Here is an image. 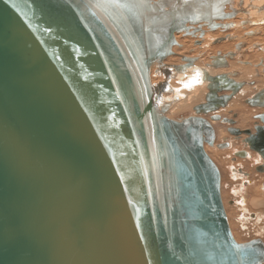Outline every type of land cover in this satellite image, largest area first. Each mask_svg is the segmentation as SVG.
<instances>
[{
	"label": "water",
	"instance_id": "1",
	"mask_svg": "<svg viewBox=\"0 0 264 264\" xmlns=\"http://www.w3.org/2000/svg\"><path fill=\"white\" fill-rule=\"evenodd\" d=\"M150 2L165 7L156 23L93 17L82 11L88 0H0V264H250L233 241L264 253L262 240L232 231L206 149L208 109L169 117L180 96L168 86L162 100L152 82L153 66L167 78L196 68L212 108L224 102L219 91H235L234 79L198 68L197 57L165 59L176 33L229 30L236 24L217 20L238 15L252 24L248 4ZM227 56L208 66H227Z\"/></svg>",
	"mask_w": 264,
	"mask_h": 264
},
{
	"label": "flooded vegetation",
	"instance_id": "2",
	"mask_svg": "<svg viewBox=\"0 0 264 264\" xmlns=\"http://www.w3.org/2000/svg\"><path fill=\"white\" fill-rule=\"evenodd\" d=\"M243 32L244 37H250L249 31ZM237 42L234 48L236 57L227 56V66L218 67L227 70L214 73L234 79L235 91H219L225 103L212 108L214 105L207 99L210 92L207 85L201 101L208 109L202 115L211 122L214 130L213 142H207L206 146L221 172L222 197L237 239H260L264 242V55L255 57L260 52L264 53V43ZM247 55L251 57L246 58ZM231 59L242 62L240 64L244 67L235 66L229 70ZM157 85L161 88V96L171 86L167 81Z\"/></svg>",
	"mask_w": 264,
	"mask_h": 264
},
{
	"label": "bare ground",
	"instance_id": "3",
	"mask_svg": "<svg viewBox=\"0 0 264 264\" xmlns=\"http://www.w3.org/2000/svg\"><path fill=\"white\" fill-rule=\"evenodd\" d=\"M161 2L165 1L167 4H168V9L170 8H176L180 5H187L186 7L190 8L191 9H196L198 8V10H209L210 7H208L209 5H211V7L213 5H215V3H218L219 0H160ZM229 3L228 4H235L238 3L240 0H227ZM247 2V9H249V13L252 15V17L254 18H251L254 22L252 24H246L245 25H238L239 21L236 20L235 18H233L232 20H224V21H221V20H217L219 22H233L235 23V27L231 28V30L229 31H234L233 34L237 33L238 31H249V30H254V31H259L260 28H257V26H264V9L260 12V13H257L256 11V7H259L261 5H264V0H245ZM207 5V6H206ZM207 7V8H206ZM230 9L227 8V11H229ZM240 20V17L237 16ZM242 18V17H241ZM256 23V24H255ZM261 23V24H260ZM198 24H196L197 26ZM203 31H204V35L202 37H199L200 33H198V35L196 37H193V36H190V35H184L182 32H179V33H176V37L178 39V42H180L179 40H181L184 44H186V47L185 49L187 48V51L194 47V54L198 55V53H201L200 49H207L208 47L209 48H213L214 47H217L218 50H220L221 52H227V51H234V48H235V45L236 43H238L236 38H232V39H236V40H229L228 38L224 39V40H220L219 42L220 43H217V44H212L213 42L216 43L215 41L217 39H219L220 37H224L223 36H220L221 33H218L217 31H221L219 30H216V32H210L212 31L206 24H203ZM264 28V27H263ZM221 29V28H220ZM237 31H236V30ZM224 30V29H223ZM222 30V32H223ZM226 30V29H225ZM264 30V29H263ZM262 31V29H261ZM263 33V32H262ZM232 35V34H231ZM256 35V34H255ZM251 37V36H250ZM253 37H258L257 35L256 36H252ZM197 40H200V43H196ZM258 40L259 42L263 43L264 42V35L261 37L259 36L258 37ZM212 42V43H211ZM258 43V42H257ZM238 45V44H237ZM182 47V46H181ZM176 48H177V45H175L173 47V50H174V53L176 51ZM180 49V48H179ZM184 49V48H183ZM185 49L183 51H185ZM216 49V51H217ZM179 51V50H178ZM190 51V50H189ZM206 51V50H205ZM236 51V50H235ZM177 52V51H176ZM207 52V51H206ZM182 53L181 54V59L184 55L183 52H180ZM205 53V52H204ZM203 53V54H204ZM235 53V52H234ZM238 53V52H237ZM179 55V54H178ZM187 56H190V55H187ZM202 56V55H201ZM172 57H173V54L170 55L169 57H167L165 59V63L167 64H170V65H179V64H182L183 61H172ZM191 57H196L195 55H192ZM236 57V56H235ZM201 58V57H200ZM206 57H204L202 60H197V58L195 59V62H194V65H196L198 68H208V70L211 71V73H213L212 75H214V73H218V72H222V71H225L227 70L226 68H215V67H212V66H208L207 64H209L210 62H207ZM259 58V57H258ZM204 62V63H203ZM250 62V61H249ZM238 63V62H237ZM237 67L238 66H241V67H244V65L242 64H238L236 65ZM155 66H153V71H152V82L157 85L155 82H154V77H153V72L155 71ZM232 68L230 67L229 70H231ZM237 69V68H236ZM241 69V68H240ZM252 70V69H251ZM168 71V70H167ZM242 71H243V68H242ZM230 72V71H229ZM228 72V73H229ZM164 73V72H163ZM246 73V72H245ZM158 75V74H157ZM176 75V78L178 79V81L180 82V85H173L170 86L172 87V89L175 91L176 95H179L180 98L178 101H176L173 106L167 111V115L169 117H172L174 118V116L172 115V113L175 112V110L179 107L181 109L183 108H186L187 105L190 104V101L194 100V101H199L200 103H203L201 101H203V98H204V95H205V92L207 90V82H201L199 83V79H201V71H199V69L197 70L196 68L194 69H191V68H188L184 71H181L180 73H177ZM233 75V74H232ZM242 75V74H241ZM233 77V76H232ZM241 77V76H240ZM160 79V78H159ZM244 79V78H243ZM246 79V78H245ZM158 80V79H156ZM186 87L188 89H186ZM164 90V88H163ZM166 90V89H165ZM164 90V91H165ZM168 91V90H166ZM169 94L166 95V93H163L162 95V100L163 99H168V98H171L172 97V94L170 91H168ZM185 97V98H184ZM161 100V101H162ZM193 101V102H194ZM194 114V113H193ZM246 115V114H244ZM243 117V116H242ZM247 118V115L245 116ZM222 134V132H221ZM223 135V134H222ZM206 149L208 151V147L206 146ZM215 150V149H214ZM212 151V150H211ZM213 153V152H212ZM220 156V155H219ZM238 240V239H237ZM240 241V240H239Z\"/></svg>",
	"mask_w": 264,
	"mask_h": 264
},
{
	"label": "snow or ice",
	"instance_id": "4",
	"mask_svg": "<svg viewBox=\"0 0 264 264\" xmlns=\"http://www.w3.org/2000/svg\"><path fill=\"white\" fill-rule=\"evenodd\" d=\"M28 2L34 3V0H28ZM18 7L17 5H13ZM99 9V12L95 10ZM31 10V9H30ZM165 12V7L163 4L157 3L153 5L150 0H136L135 3H121L120 0H88L87 5L82 9L85 13L91 11L92 16L107 15L111 16L114 20H123L125 22L140 21L147 18L152 23L157 22L155 13L157 11ZM27 18V13L24 14ZM87 18V16H86ZM55 23V21H53ZM51 25L45 29V31L51 30ZM232 247L238 250L241 258H250V264H256V257L259 255L264 257V253H257L251 246H241L232 242Z\"/></svg>",
	"mask_w": 264,
	"mask_h": 264
},
{
	"label": "rangeland",
	"instance_id": "5",
	"mask_svg": "<svg viewBox=\"0 0 264 264\" xmlns=\"http://www.w3.org/2000/svg\"><path fill=\"white\" fill-rule=\"evenodd\" d=\"M239 16V15H238ZM241 16V15H240ZM239 16V17H240ZM252 18H254V17H252ZM235 19L236 20H238L239 22H241L242 21V18L240 17V20H239V18L238 17H235ZM246 24H250V23H246ZM256 24V23H255ZM261 24V23H260ZM262 24H264V23H262ZM245 25V24H244ZM240 26V25H239ZM264 26H257V28H260V30H259V32H257V33H260V34H257L256 33V35L259 37H261V35L263 36L264 35V28H263ZM261 29H262V31H261ZM216 30H218V29H215V30H212V31H210V32H216ZM219 30H221V31H217L218 33H221L220 34V36H227V35H231V36H234V38H236L237 40H243V42L246 44L247 42H250V43H252V42H255V43H261V42H259V40H258V37H253L252 38V36H256V35H250L251 37H249V36H246V37H244L245 36V33L243 32V31H238L237 33H235V34H233V32L234 31H229V30H231V29H227V30H223V29H220L219 28ZM222 30H223V32H222ZM236 30V29H235ZM238 30V29H237ZM236 30V31H237ZM249 31H253V29L252 30H249ZM243 32V34H241ZM263 32V33H262ZM241 34V35H240ZM247 38V39H246ZM229 39V38H228ZM236 39H231V40H236ZM218 40V39H217ZM230 40V39H229ZM180 42H179V45H177V48H176V51H175V53L173 54V57H172V61H174L175 62V60L176 61H183L180 57H181V54L182 53H180V52H183L184 53V55H190V56H192V55H195L196 57H197V60H202L204 57H206L205 59H206V61L207 62H210L211 61V55H216L217 54V52L218 51H220V50H218L217 49V47H214L213 46V48H207V49H200V51H201V53H198V55H196V54H194V47H192V48H190L188 51H187V48L185 49V47H186V44H184L181 40H179ZM216 42V41H215ZM221 42V41H220ZM219 41L218 42H216V43H212V44H217V43H220ZM264 43V42H263ZM182 46V47H181ZM180 48V49H179ZM185 49V51H183L184 49ZM194 49V50H193ZM216 49H217V51H216ZM179 50V51H178ZM207 52H206V51ZM205 52V53H204ZM234 52V51H233ZM204 53V54H203ZM179 54V55H178ZM202 55V56H201ZM261 55H264V53L263 52H260L259 54H256L255 55V57L256 58H258V57H260ZM201 57V58H200ZM249 57H251V56H246V58H249ZM235 58V57H234ZM231 61H233L232 59H231ZM238 62V63H237ZM204 63V62H203ZM240 63H242V62H239L238 60H235V61H233L231 64H230V67L231 68H233V67H235L236 65H238V64H240ZM242 65H244V64H242ZM237 67V66H236ZM164 72V73H163ZM167 72V71H166ZM166 72L164 71V70H160V71H158V72H153V77H154V82L156 83V84H159V83H164L165 81H167V84L169 83L171 86H172V84L173 85H180V82L178 81V79L176 78V77H170V78H166ZM158 74V75H157ZM160 78V79H159ZM156 79H158V80H156ZM177 85V86H178ZM186 89H188L187 87H186ZM164 93H166V95H168L169 94V92L168 91H166L165 90V92ZM168 93V94H167ZM185 98V97H184ZM194 100H192V101H190V104L189 105H187L186 106V108H183V109H181V108H177L176 110H175V112L174 113H172V115L174 116V118L175 117H178V116H185V115H188V114H193V106L194 105H196L197 103H200L199 101H194ZM230 222V221H229ZM231 224V223H230ZM231 228H232V226H231ZM232 231H233V228H232ZM233 233H234V231H233ZM234 235H235V233H234ZM235 237H236V235H235ZM237 238V237H236ZM240 242H243V241H240Z\"/></svg>",
	"mask_w": 264,
	"mask_h": 264
}]
</instances>
